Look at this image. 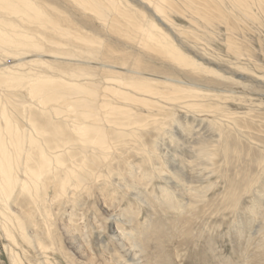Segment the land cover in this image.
Masks as SVG:
<instances>
[{"label": "rangeland", "instance_id": "374dc122", "mask_svg": "<svg viewBox=\"0 0 264 264\" xmlns=\"http://www.w3.org/2000/svg\"><path fill=\"white\" fill-rule=\"evenodd\" d=\"M33 1L57 26L51 31L47 23L48 29L40 30L24 20V30L42 46V52L24 56V63L34 62L24 64V72L28 67L30 72L39 73L35 60L65 70L86 69L88 65L98 68L99 59L87 58L88 40L101 41L100 50L114 49L107 52L112 60L122 51L133 52L135 46L131 49L130 44L134 42L122 33L126 15L117 14L124 8L151 20L198 64L196 68L188 63L177 65L167 53L145 51L150 56L139 58L142 63L173 79L167 86L156 84L166 96L176 98L163 103L178 121L158 136V148L174 159L169 162L159 157L157 161L171 167L160 175L138 149L123 148L121 165L141 166L136 178L143 183L129 188L115 160L107 183L99 180L81 194L71 195L67 203L63 199L53 202L57 225L72 223L75 233L85 239L88 253L100 252L110 264L129 263L123 260L117 235L122 228L138 238L142 264H264V3L248 9L239 7L235 0H113L116 10L109 5L110 0ZM6 60L9 64L11 59ZM185 73L188 76L184 77ZM92 83L100 89V81ZM178 83L195 89H182ZM18 92L15 99L28 101L25 88ZM181 95L186 99H179ZM136 109L139 120L148 124L141 132L142 141L153 152L158 132L152 129V117L147 116L157 113L148 115L146 110ZM186 122L191 130H185ZM200 137L218 141L220 149L211 164H199L195 159V141ZM179 168L184 170L182 175L179 172L181 177L199 180L183 185L179 196L173 197L183 207L173 208L162 202L163 189L168 188L167 182H175L168 174ZM144 172L152 177L144 180ZM189 186L202 194L194 198L182 193ZM22 202L20 198L16 204L24 211L27 207ZM122 213L125 216H120ZM130 216L131 225L126 220ZM30 219L39 224L31 229H43L39 215ZM55 232L68 248L62 230L55 228ZM7 245L14 246L0 230V264H12ZM57 259L68 264L60 256Z\"/></svg>", "mask_w": 264, "mask_h": 264}, {"label": "bare ground", "instance_id": "6f19581e", "mask_svg": "<svg viewBox=\"0 0 264 264\" xmlns=\"http://www.w3.org/2000/svg\"><path fill=\"white\" fill-rule=\"evenodd\" d=\"M235 1L239 7L248 9L252 4L262 6L264 3V0ZM109 5L118 9L116 1L110 0ZM117 14L126 15L122 33L134 42L130 44L131 49L135 46L133 52L122 51L112 60L107 52L110 54L114 49L100 50L101 41L88 40L87 58L99 59L98 68L88 65L86 69L65 70L49 67L44 60H35L39 73L30 72L28 67L24 72V64L34 63H24V56L35 51L42 52L36 38L24 30V20L34 23L40 30L48 29L49 23V30L55 31L57 25L55 19L48 17L33 0H0V230L3 237L14 245L5 247L12 264H61L58 256L68 264H110L111 261L102 253H88L87 245L83 243L85 239L82 241L75 233L72 223L57 225L53 202L63 199L67 203L72 200L71 195L81 194L99 180L107 183L114 173L115 160L119 174H125L129 181V188L142 184L136 178V170L141 166H126L125 162L121 165L120 150L123 148L138 149V154L146 157L153 171L160 175L166 173L167 166L158 163L157 159L160 157L169 162L174 159L170 160L158 148V140H161L158 136L168 132L178 121L171 117L170 109L163 103L176 98L166 96L167 92L156 86H167L173 79L158 74L154 67L142 63L139 58L150 56L145 51H154L167 53L177 65L188 63L196 68L198 64L143 14L138 15L128 8ZM8 57L11 59L9 64ZM90 63L93 64V61ZM185 76L188 74L185 73ZM95 80L100 81L99 90L94 88L96 86L92 82ZM180 83L178 85L182 89H195ZM24 88L28 101L15 99L18 91ZM180 98L186 99L182 95ZM136 108L146 110L148 115L154 111L157 113L147 116L149 119L152 117V129L158 132L153 152L142 141L141 132L148 124L146 120H139ZM158 113L162 114L160 118L153 117ZM188 123H185V130L189 128ZM174 137L171 136V139ZM207 139L200 137L195 141L196 157L193 156L199 164H211L220 149L218 141ZM177 163L180 165L181 161ZM124 167L126 173H123ZM183 171L180 168L169 171V179L173 177L175 182H167L168 188L163 189L162 202H168L173 208L182 206L173 197L179 196L183 185L199 180L181 177ZM151 177L145 172L141 176L144 180ZM195 188L189 186L182 193L197 198L201 190ZM20 198L27 207L24 211L20 204H16ZM123 213L120 216H125ZM35 214L39 215L43 228L40 231L31 229L39 225L38 220L30 219ZM131 218L126 217L130 225ZM55 228L64 233L68 248L62 245L64 241L56 234ZM117 233L123 260L142 264L143 253L138 238L123 228ZM112 261L118 263L114 259Z\"/></svg>", "mask_w": 264, "mask_h": 264}]
</instances>
